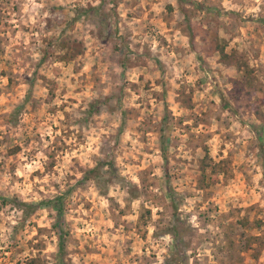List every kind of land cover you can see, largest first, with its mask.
<instances>
[{"label":"rangeland","instance_id":"rangeland-1","mask_svg":"<svg viewBox=\"0 0 264 264\" xmlns=\"http://www.w3.org/2000/svg\"><path fill=\"white\" fill-rule=\"evenodd\" d=\"M0 225L6 264H264V0H0Z\"/></svg>","mask_w":264,"mask_h":264},{"label":"trees","instance_id":"trees-1","mask_svg":"<svg viewBox=\"0 0 264 264\" xmlns=\"http://www.w3.org/2000/svg\"><path fill=\"white\" fill-rule=\"evenodd\" d=\"M102 164V162H99L95 167H93L92 169L88 170V173H93L92 177L97 178L99 176V173H95L97 168H100V165ZM85 178V176L83 177ZM38 204H43V205H53L56 208V211L58 213H61L62 211V196H56L55 198L52 199H47V200H42L41 202H39ZM21 206H25L27 205L28 207H35L37 204H26L24 202H20Z\"/></svg>","mask_w":264,"mask_h":264},{"label":"built area","instance_id":"built-area-1","mask_svg":"<svg viewBox=\"0 0 264 264\" xmlns=\"http://www.w3.org/2000/svg\"><path fill=\"white\" fill-rule=\"evenodd\" d=\"M4 231H5V228L1 227V225H0V264H6L3 261L2 254L7 255L9 253L6 250L8 248V245H7V243H5L7 237L5 236Z\"/></svg>","mask_w":264,"mask_h":264}]
</instances>
